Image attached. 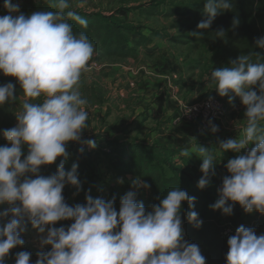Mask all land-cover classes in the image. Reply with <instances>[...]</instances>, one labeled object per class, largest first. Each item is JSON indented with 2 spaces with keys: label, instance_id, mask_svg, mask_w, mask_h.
I'll use <instances>...</instances> for the list:
<instances>
[{
  "label": "clouds",
  "instance_id": "clouds-1",
  "mask_svg": "<svg viewBox=\"0 0 264 264\" xmlns=\"http://www.w3.org/2000/svg\"><path fill=\"white\" fill-rule=\"evenodd\" d=\"M4 7L7 14L0 15V72L17 78L25 99L22 111L16 115L17 125L3 130L8 143L0 146V205H12L0 212V221L11 213V219L0 223V264H5L11 249L24 244L21 233L26 231L27 222L39 233H46L41 245L51 246V250L37 254L35 264H206L199 246L184 239L182 202L194 208L195 197L179 187L169 189L151 211L137 201L136 191L121 197L119 211L114 206L115 197L105 201L86 194V204L69 206L65 202L66 184L78 190L82 187L78 164L65 170L69 158L66 144L80 142L88 127V101L78 83L94 46L85 33L75 34L65 19L63 10L69 7L68 0H57L60 11H35L30 15L20 12L12 0H4ZM231 7L232 0H206L207 19L197 28H210L218 13ZM67 16L86 24L72 12ZM238 24V20L233 21L234 26ZM224 34L223 30L217 32L218 37ZM255 43L264 49V37ZM230 64L212 70L210 79L218 94L227 96L229 102L234 99L233 93L240 97L246 106V126L242 137L219 142L222 152L231 150L238 155L225 165L230 175L223 177L219 199L210 207L230 215L233 206L228 202L232 201L247 213H264V63L252 62L251 54H244ZM41 97L42 101L32 102ZM15 99L13 83L0 85V106ZM211 131L217 132L218 126L212 124ZM251 142L256 146L240 154ZM87 143L95 147L94 141ZM197 156L203 160L204 175L198 182L203 189L210 182V172L215 174V156L203 146ZM58 157L63 159L57 171L50 176L40 175L41 166L54 163ZM132 183L137 189L150 188L140 178ZM187 219L197 228L202 226L194 210L187 213ZM62 220L74 222L67 228L55 227ZM227 244L226 264H264V234L258 236L241 225ZM30 257L29 252L21 251L16 254L15 264H30Z\"/></svg>",
  "mask_w": 264,
  "mask_h": 264
},
{
  "label": "rangeland",
  "instance_id": "rangeland-1",
  "mask_svg": "<svg viewBox=\"0 0 264 264\" xmlns=\"http://www.w3.org/2000/svg\"><path fill=\"white\" fill-rule=\"evenodd\" d=\"M170 2L171 0H68L69 7L66 9L102 12L106 15L114 13L117 14L120 20L133 24L137 27L138 31L146 35H151L154 31L163 35V37L153 36L150 43L138 48L136 57L125 59L102 57L97 50L99 45H96L93 41L94 54L90 58L86 70L81 73L78 83L81 95L88 101L86 105V110L89 112L88 127L83 130L81 141H69L66 144V150L69 153V158L72 159L75 158L76 153L80 156L86 154L90 158H93L95 170L100 179L96 184H86L84 189L86 188L88 194L93 198H102L105 201L112 200L113 194L117 195V204L119 206L116 203L114 205L117 211L120 208L121 197L128 191H136L137 201L144 204L145 190L142 187L139 189L133 187L132 182L136 179L135 177L120 175L116 168L119 160H110L102 154V150H105L107 153L110 150L114 153L116 144H120L123 141L148 143L158 141L156 140V135L153 136L152 133L157 132L159 125L165 123L166 115L161 113L157 117L155 116V118H150L147 110L154 103H157V101L167 98L166 94L171 90L170 84H173L172 86L175 88V94L181 102L180 106L202 100L206 96L214 94L226 103L228 108L227 118H232L231 116L235 113L236 119L239 118L240 123L246 126V106L242 104L240 97L233 93L234 99L232 102H229L227 96L222 97L218 94L215 84L210 79V72L216 68H220L218 63L213 59L212 53L204 46L196 45L190 39L186 43L176 40V38L187 40L186 36L192 34V32L185 27H181V24L186 20L184 16L178 15V13L175 15L165 14L170 13V10L178 5H181V7L176 9V11L181 12L182 5L187 4V0ZM12 3L18 4L20 12H23L25 15L40 11V6H52V0H12ZM0 7L2 8L0 14H7L4 0H0ZM56 9L60 11L58 7ZM127 9L130 11H127L126 17L118 13L119 10ZM134 37H137V35H134ZM149 68L162 72L167 70L170 72L174 69L178 72V75L177 78L174 77V81L170 84L158 81L157 88L153 91L152 97L149 101L144 102V92H142V89L149 87L144 82L145 77L147 80L150 75L148 73ZM120 69H123L127 73L125 78L119 74ZM9 82L15 85L16 99L0 106L1 129H11L17 125L16 115L22 111V104L25 99L17 79L5 75L0 76V85ZM187 88H190L189 91ZM140 90L141 92H139ZM42 100L43 97L32 102H40ZM141 100L142 103H140ZM141 106L143 109L139 110ZM236 106L237 109H235ZM173 116L175 117V114L170 115L168 121ZM263 123L264 121H261V124ZM97 137L103 138L104 141L115 145L109 148L107 147V143L103 142L100 145L101 149L97 150H94L91 146H81L83 140L95 139ZM7 143L8 141L6 140L5 144ZM5 144L3 143V145ZM252 146L254 147V142ZM79 148H83L82 153ZM27 152L28 148L25 145L23 148L24 156L27 155ZM197 157L195 155V158L191 162L197 163ZM40 175H44L41 169ZM214 176L220 180L224 177V175L222 177L219 175ZM33 178L35 177L33 176ZM84 178L86 182L88 176L85 175ZM121 179H123V183L119 182ZM102 182H106L109 185L100 189L99 187H101ZM65 202L69 206H73L72 198L65 200ZM83 202L85 203V201ZM10 207L12 205L8 203L0 205V212ZM145 208L147 211H151L146 205ZM252 212L255 214L259 213L256 210ZM246 214L247 212L243 209L239 217L243 218ZM9 219H11V213L0 223H6ZM73 222L72 220L58 221L55 227L64 226L67 228ZM43 236H46V233H39L37 229L32 227L30 222H27L26 231L21 233L24 244L10 250V253L13 255L9 253L5 258L6 264H15L16 254L21 251L29 252L31 254L30 263L35 264L38 259V253L51 250L50 245H41Z\"/></svg>",
  "mask_w": 264,
  "mask_h": 264
},
{
  "label": "trees",
  "instance_id": "trees-1",
  "mask_svg": "<svg viewBox=\"0 0 264 264\" xmlns=\"http://www.w3.org/2000/svg\"><path fill=\"white\" fill-rule=\"evenodd\" d=\"M172 2L175 0H171L170 3ZM205 3L206 0H187V4L182 5L181 12L176 11L181 7L178 5L170 10V13L165 14L175 15L178 13V15L184 16L186 20L181 24V27H185L192 33H202L198 36L190 34L186 36L187 40L181 38H176V40L186 43L190 39L196 45L204 46L212 53L213 59L220 68L230 67L231 60L244 54H251L252 62L264 63V49L257 47L255 43L256 39L264 37V0H232L231 9L219 12L210 28L198 29V23L207 19L204 13ZM56 7L57 0H52V6H40V11L57 12ZM127 11L130 10H119L118 13L126 17ZM68 12L83 18L86 24L82 25L74 17H68ZM63 13L67 22L72 24L75 34L83 32L91 43L94 41L96 45H99L97 50L102 57L117 59L136 57L138 48L150 43L153 36L163 37L155 31L151 35H146L138 31L133 24L120 20L114 13L106 15L102 12H87L78 9H66ZM234 20H238L239 24L234 26ZM221 30L225 34L223 37H218L217 32ZM1 75L4 74L0 72ZM261 126H264V123ZM89 140L95 142L94 150L101 149L100 145L103 142H106L109 148L115 145L97 137L83 140L81 146L88 147L87 141ZM255 146L256 142H254ZM108 152L102 150V154L110 160H119L116 168L120 175H131L150 185L144 200V205L149 209L152 210L153 204H159L168 190L173 187H179L185 190L190 197H195L194 208H191L187 201L182 202V227L184 239L199 246L202 255L206 258V264H226V254L229 250L227 239L223 234L226 226L231 225L237 229L243 225L253 229L258 236L264 234V213H247L246 216L240 218L239 215L243 208L238 202L232 201L228 202L233 206V212L230 215L224 214L221 209L214 210L210 207L219 199L218 189L222 186L223 179L209 177L212 183L201 189L198 182L204 175L201 171L203 161L197 157V163H192L191 160L195 158V155L190 153L185 155L182 148H172L158 141L153 143L123 141L116 144L114 153L110 150ZM61 159L63 157H58L54 163L41 166L42 173L45 176L54 174ZM94 162L90 156L86 154L80 156L76 153L74 159L68 158L65 163L66 171L71 170L73 163L78 164V178L82 187L78 190L76 186L66 184L63 189L65 200L72 198L73 206L86 204L88 190L86 191L84 186L91 183L96 184L100 179ZM85 175L88 176L86 182ZM106 185L109 184L102 182L99 188L103 189ZM113 197L117 204V195L113 194ZM193 210L203 221L199 228L187 219V213ZM10 255L13 254L10 253Z\"/></svg>",
  "mask_w": 264,
  "mask_h": 264
},
{
  "label": "crops",
  "instance_id": "crops-1",
  "mask_svg": "<svg viewBox=\"0 0 264 264\" xmlns=\"http://www.w3.org/2000/svg\"><path fill=\"white\" fill-rule=\"evenodd\" d=\"M167 71L164 72L157 71L156 69L154 70V68L148 69V73H150V75L147 78V80L145 77L144 82L149 87L146 89L144 87L142 89V92H144L143 94L144 102L150 100L153 91H155L157 88L158 81L165 84L166 83L170 84L171 82L174 81V77L177 78L178 75L177 71H175L174 69H172V71L170 72ZM119 72H120L119 74L123 78L126 77L127 73H125L123 69H120ZM172 85L170 84L171 90L166 94L167 98L157 101V103H154L147 110V114L150 115V118H155V116L157 117L161 113L166 115L165 123L160 124L158 128L159 130L157 132L152 133V135L153 136L156 135V140L165 143L166 145H170L174 148H182L184 153H190L192 155L193 154L198 155V149L200 146L210 148L211 153L215 156V159L213 161L214 163L213 170L215 173L214 175L216 176L219 175L221 177L223 175L224 176L230 175L225 165L227 164L229 159L236 157L238 153H235L231 150L222 152L219 149V142L221 140L226 141L228 139H237L239 137H242L243 128L245 126L240 123L239 118L236 119L237 116L235 115V113L231 116L232 118H227L224 121L214 123V125L218 126V131L215 133H213L210 130L204 134H200L199 132H197L196 123L192 121H182L179 124H174V116L172 117L171 120L168 121V117L173 114L176 115L181 105V102L179 101L178 97L175 94V88ZM189 89L190 88H187L188 91ZM139 92H141V90ZM140 103H142V100L140 101ZM142 109H143L142 106L139 107V110ZM235 109H237V106L235 107ZM245 152H247V150L244 148L241 150L240 154H243ZM198 159L202 160V158H200L199 156ZM214 175L211 174L210 172L209 177H215ZM209 181H210L209 184H211L212 180ZM144 190L146 194L147 189L144 188ZM251 214H255V213L252 212Z\"/></svg>",
  "mask_w": 264,
  "mask_h": 264
},
{
  "label": "built area",
  "instance_id": "built-area-1",
  "mask_svg": "<svg viewBox=\"0 0 264 264\" xmlns=\"http://www.w3.org/2000/svg\"><path fill=\"white\" fill-rule=\"evenodd\" d=\"M227 114L228 108L226 103L217 95L210 94L200 101L180 106L174 117V124H179L182 121H192L196 123L197 131L204 134L211 130L212 124L226 120ZM3 130L5 129L0 128V146L3 143L5 144L6 141V138L3 136ZM252 145L253 142L247 145L245 149L249 151L253 147ZM235 232L236 228L228 225L224 229L223 234L228 240Z\"/></svg>",
  "mask_w": 264,
  "mask_h": 264
}]
</instances>
